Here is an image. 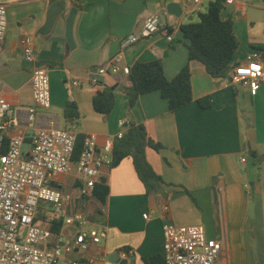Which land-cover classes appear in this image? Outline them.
I'll return each instance as SVG.
<instances>
[{
	"label": "crops",
	"instance_id": "1",
	"mask_svg": "<svg viewBox=\"0 0 264 264\" xmlns=\"http://www.w3.org/2000/svg\"><path fill=\"white\" fill-rule=\"evenodd\" d=\"M212 1L0 0L7 19L0 52V99L13 107L17 120L5 131L6 140L18 132L31 135L36 129L61 128L96 135L102 145L104 139L116 136L123 121L126 126L142 125L148 138L161 146L145 148L147 162L162 179L156 193L146 192L129 157L103 170L108 186L105 204L92 198L81 209L93 206L107 237L71 261L147 264L153 256L163 258L162 226L170 222L201 226L207 241H219V264H264V184L259 172L264 167V82L255 90L237 89L229 74L209 76L200 62L188 61V42L179 30L197 23ZM172 2L180 5L179 16L164 12L162 30L125 48L122 64L131 68L135 63L160 61L168 80L187 64L193 100L171 111L159 92H150L129 108L123 90L129 85L128 77L111 74L110 61L121 52L123 39L137 34L148 17H159ZM220 18L233 24L237 41L233 67L254 53L264 64V0H233L224 4ZM27 46L34 53L32 62L23 55ZM34 67L47 70L48 109L33 102ZM102 67L108 71L100 77L103 85L118 86L114 107L106 117L93 110L97 88L89 82ZM73 81L80 84L73 86ZM203 97L210 100L208 109L197 104ZM68 101L76 104L79 113L72 124L63 117ZM30 107L35 109L36 122L27 125L23 119ZM74 172L73 168L56 181L67 188ZM114 253L117 262H108Z\"/></svg>",
	"mask_w": 264,
	"mask_h": 264
},
{
	"label": "built area",
	"instance_id": "2",
	"mask_svg": "<svg viewBox=\"0 0 264 264\" xmlns=\"http://www.w3.org/2000/svg\"><path fill=\"white\" fill-rule=\"evenodd\" d=\"M198 2L194 0L195 4ZM232 3L233 0H224L225 5ZM162 28L159 17H148L137 34L122 40L121 52L110 61V73L128 77L130 68L122 64V51ZM6 29V9L0 4V52ZM166 40L172 42V37L167 35ZM23 55L27 62L34 60L28 46L23 49ZM106 74L105 67L95 70L89 78L90 84L100 88V77ZM229 76L231 85L255 90L264 82V64L254 53L234 66ZM79 84L72 82L76 87ZM31 88L34 104L42 109L50 108L46 69H32ZM16 121L13 107L0 99V264H80L66 257L83 253L88 246H97L107 237L106 228L90 221L81 206L93 198L95 184L111 165L114 141L122 138L126 124L119 122L116 136L104 139L102 145L96 135H85L82 151L73 162L75 132L61 128L36 129L31 135L18 132L6 140L5 131ZM23 122L27 125L36 122L34 108L25 109ZM73 168L74 181L65 188V183L56 178L69 174ZM167 210L163 208V212ZM162 233L164 264H219L222 245L219 241H207L201 226L165 222Z\"/></svg>",
	"mask_w": 264,
	"mask_h": 264
},
{
	"label": "trees",
	"instance_id": "3",
	"mask_svg": "<svg viewBox=\"0 0 264 264\" xmlns=\"http://www.w3.org/2000/svg\"><path fill=\"white\" fill-rule=\"evenodd\" d=\"M224 8V0H214L209 3L205 13L198 16L197 23H189L180 27L186 45L188 61L200 62L213 78H224L228 76L233 67V57L237 50V41L233 33V24L230 19L221 20L220 14ZM129 85L123 90L128 96V106L133 107L139 96L150 92H159L160 96L168 103L171 111L180 108L193 100L191 92L190 72L186 64L178 74L168 80L160 61L154 60L147 63H135L128 75ZM100 88L97 89L92 98L93 110L103 116H108L115 103L117 85L107 86L99 81ZM202 109L211 106L208 97L197 100ZM64 119L72 124L79 119L77 106L68 101L63 111ZM84 135L77 134L76 144L72 161L75 162L81 151ZM151 147L158 150L161 146L154 144L147 136L142 125L129 124L126 126L121 139L115 140L112 149V161L110 168L117 166L124 158H131L135 173L148 194L156 193L162 179L153 171L145 157V148ZM108 196L106 179L101 177L95 184L93 199L103 206ZM81 264H88L81 261ZM147 264H164L161 256H153Z\"/></svg>",
	"mask_w": 264,
	"mask_h": 264
},
{
	"label": "rangeland",
	"instance_id": "4",
	"mask_svg": "<svg viewBox=\"0 0 264 264\" xmlns=\"http://www.w3.org/2000/svg\"><path fill=\"white\" fill-rule=\"evenodd\" d=\"M236 88L239 89V88H241V86L240 85H236ZM249 158H251V157H249ZM250 162L253 163L254 159L251 158ZM251 163H249V166H252ZM259 172H260V177H261V180H262L261 182L264 184V167H262L261 171H259ZM93 210H94L93 206L91 204H88L87 207L84 208L82 211L87 215L88 218H90L91 221H93L95 223H98V224H101L102 221L100 220L98 215ZM79 256H80L79 254H72V255H68L66 258H68L71 261V259L78 258Z\"/></svg>",
	"mask_w": 264,
	"mask_h": 264
},
{
	"label": "water",
	"instance_id": "5",
	"mask_svg": "<svg viewBox=\"0 0 264 264\" xmlns=\"http://www.w3.org/2000/svg\"><path fill=\"white\" fill-rule=\"evenodd\" d=\"M177 11H178V14H177ZM164 12L168 13V14H173L175 16H179V14H180L179 12H181V7L178 3H174V2L166 4L165 10H163L162 13L159 15L162 23H165V18L163 16ZM108 262L116 263L117 262V254H115V253L111 254L108 257Z\"/></svg>",
	"mask_w": 264,
	"mask_h": 264
}]
</instances>
